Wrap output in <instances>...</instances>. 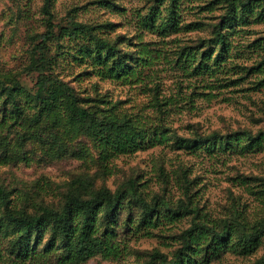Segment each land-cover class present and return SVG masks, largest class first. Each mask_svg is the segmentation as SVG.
<instances>
[{
    "label": "trees",
    "instance_id": "1",
    "mask_svg": "<svg viewBox=\"0 0 264 264\" xmlns=\"http://www.w3.org/2000/svg\"><path fill=\"white\" fill-rule=\"evenodd\" d=\"M96 1L119 7L112 0ZM148 1L144 13L138 14L139 27L155 29L159 34L198 30L190 37L191 44L178 46L176 57L184 71L202 78L225 71L223 63L230 56L232 38L239 27L264 21V0H208L198 8L216 14L189 21L180 16V0ZM53 2L42 3L46 30L39 34L40 42L35 47L38 55L32 58V69L37 72L34 87H27L16 73L0 71V165L18 159L27 141L49 143L59 151L82 157L89 150L84 144L78 145V139L86 138L96 151L98 168L92 173L75 174L62 183L54 200L45 199L52 191L39 182L27 190L0 181V259L7 256L12 264L34 260L80 264L96 256L117 259L126 251L121 247L124 238L118 239L119 235H153L159 224H172L184 215L189 217L188 224L171 234L175 242L171 252L148 249L143 264H208L225 252L248 256L264 247V210L252 219L234 197L225 215H207L201 211L193 188L196 178L189 177L185 166L175 171L181 189L176 199L165 193L169 177L161 166L163 187L152 194L140 182L139 174L121 180L114 189L105 184L114 172L113 158L121 154L157 144L191 152L252 151L264 145V125L256 131H203L193 126L190 135L178 134L164 114L173 98H160L158 83L151 88L149 104L159 111L156 122L149 113L118 110L117 102L109 99L81 96L69 80L53 71L57 57L50 54L48 40H66V52L89 67L86 73L128 82L140 81L159 52L140 38V32L135 36L112 35L114 22L110 20L85 22L68 14L69 24L60 26L55 34ZM200 29H207L206 35H200ZM256 40L261 41L259 59L241 65L237 76L229 79L230 84H238L251 72L264 73V36ZM257 85H264V75ZM260 180L247 189L264 206V176ZM251 264H264V252Z\"/></svg>",
    "mask_w": 264,
    "mask_h": 264
},
{
    "label": "rangeland",
    "instance_id": "2",
    "mask_svg": "<svg viewBox=\"0 0 264 264\" xmlns=\"http://www.w3.org/2000/svg\"><path fill=\"white\" fill-rule=\"evenodd\" d=\"M112 1L119 7L102 5L96 0H54V33L58 34L60 26L69 24L68 14H75V19L85 22L110 20L114 22L112 35L121 33L135 36L140 32V38L159 52V56L145 70L140 81L128 82L101 78L93 72L86 73L89 67L77 63L71 53L66 52V40H58L57 37L48 40L50 54H56L57 57L53 71L69 80L81 96L109 99L112 103L117 102L118 110L133 114L149 113L156 122L159 111L149 104H152L151 88L158 83L159 97L173 98V103L167 106L164 114L170 128L178 134L190 135L193 126H199L203 131L238 128L256 131L264 125V85H257L264 73L251 72L238 84L229 83V79L237 76L235 72L240 70L241 65H250L259 59L261 50L258 43L261 41L256 38L264 36V21L239 27L240 31L232 38L230 56L223 63L225 71L217 72L216 75L205 74L202 78L184 71L176 57L178 46L191 44L190 37L195 36L198 30L179 29L159 34L155 29L141 28L138 26V14L144 13L150 1ZM180 1V16L184 21L197 16L205 19L216 14L198 8L208 0ZM42 3L43 0H0V71L16 73L29 88L34 87L37 76V72L32 69V58L38 55L35 47L40 42L39 34L46 30ZM199 32L200 35H206L207 29H200ZM78 142V145L84 144L89 150L82 157L59 151L49 143L27 141L18 159L0 165V181L27 190L39 182L44 189L52 191L45 195V199L54 200L62 183L75 174L92 173L98 168L97 154L91 143L86 138H79ZM113 164L114 172L105 180L111 189L121 180L139 174L140 182H144L147 192L152 194L161 191V166L169 177L165 193L176 199L181 195V189L176 182L175 171H178V166H185L189 177L196 178L193 188L197 190L201 211L207 215H225L234 197L252 219L264 210L257 195L247 189L249 184L260 183L264 176V145L260 149L244 152H208L204 149L191 152L185 148L157 144L131 154H121L113 158ZM188 219L184 215L172 224H159L153 235H119L118 239L124 238L121 247L125 246L126 250L120 257L103 259L96 256L80 264H143L145 251L153 247L170 253L175 245L171 234L187 226ZM263 252L264 247L248 256L225 252L208 264H251ZM0 264L12 263L6 256L0 259ZM27 264L55 263L34 260Z\"/></svg>",
    "mask_w": 264,
    "mask_h": 264
}]
</instances>
